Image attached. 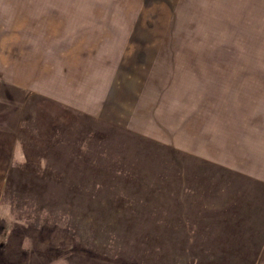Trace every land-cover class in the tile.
<instances>
[{
    "label": "rangeland",
    "instance_id": "obj_1",
    "mask_svg": "<svg viewBox=\"0 0 264 264\" xmlns=\"http://www.w3.org/2000/svg\"><path fill=\"white\" fill-rule=\"evenodd\" d=\"M110 1L0 0V264H264V0Z\"/></svg>",
    "mask_w": 264,
    "mask_h": 264
},
{
    "label": "crops",
    "instance_id": "obj_2",
    "mask_svg": "<svg viewBox=\"0 0 264 264\" xmlns=\"http://www.w3.org/2000/svg\"><path fill=\"white\" fill-rule=\"evenodd\" d=\"M119 1H121L120 3H121V6L122 7H124V9H139V7H137V6H133V4H132V1H133V3H134V0H119ZM118 2H117V0H111L110 1V6H113V8L112 9H116L115 8V5L117 4ZM135 4V3H134ZM76 5V4H75ZM77 6V5H76ZM79 7V6H78Z\"/></svg>",
    "mask_w": 264,
    "mask_h": 264
}]
</instances>
